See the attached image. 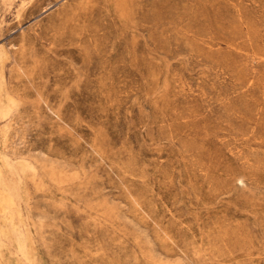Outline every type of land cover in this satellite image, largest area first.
Here are the masks:
<instances>
[{
    "label": "rangeland",
    "instance_id": "1",
    "mask_svg": "<svg viewBox=\"0 0 264 264\" xmlns=\"http://www.w3.org/2000/svg\"><path fill=\"white\" fill-rule=\"evenodd\" d=\"M0 264H264V0H0Z\"/></svg>",
    "mask_w": 264,
    "mask_h": 264
}]
</instances>
